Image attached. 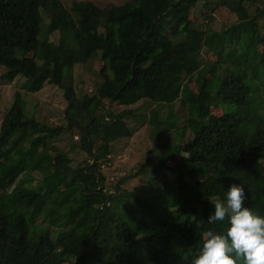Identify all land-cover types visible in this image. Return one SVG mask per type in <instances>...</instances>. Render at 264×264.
<instances>
[{"label":"trees","instance_id":"trees-1","mask_svg":"<svg viewBox=\"0 0 264 264\" xmlns=\"http://www.w3.org/2000/svg\"><path fill=\"white\" fill-rule=\"evenodd\" d=\"M199 1L127 0L101 8L85 0L67 8L59 0H0L2 77L24 76L28 92L61 87L67 127L83 130L71 150L87 159L56 165L51 140L62 127L28 115L15 92L0 125V264H190L207 231L226 228L227 219L208 222L209 200L223 199L233 183L264 215V3L202 0L206 10L227 1L236 14V23L213 31L210 16L202 30L190 18ZM57 31V42L49 41ZM208 38L214 58L201 64ZM98 52L97 89L78 97L73 68ZM195 74L197 91L189 88ZM179 97L192 138L178 134L172 143V114L157 119L152 111L160 151L108 182L102 156L130 132L124 113L107 111L104 119L102 101L163 105ZM135 179L139 189L126 187Z\"/></svg>","mask_w":264,"mask_h":264},{"label":"rangeland","instance_id":"rangeland-1","mask_svg":"<svg viewBox=\"0 0 264 264\" xmlns=\"http://www.w3.org/2000/svg\"><path fill=\"white\" fill-rule=\"evenodd\" d=\"M65 7L69 8L74 1L85 0H59ZM98 7L105 8L112 5H120L127 0H88ZM199 7L191 9L190 18L195 25H198V29L205 28L206 17L210 16L209 26L213 31H219L220 29H226L233 23H236L237 17L232 12L230 5L231 1L228 0L230 5L225 2L218 3L212 10H206L202 5V0ZM199 1V2H200ZM264 0H257L256 6H261ZM45 22H49L50 18L47 15L45 9H40ZM101 30V29H100ZM58 31L52 35H48V40L57 42ZM212 38H208L205 41V48H202L199 54V61L201 64H205V61L214 58L212 53L207 49L210 47ZM27 56L32 57L33 53L30 52ZM37 63H41L38 60ZM102 66L100 58V52L95 56H89L88 60L84 63L76 64L73 68L72 74V87L75 94L78 97H82L85 94L95 93L100 79L96 73ZM6 71L5 67L0 66V125L6 114L10 109L15 92H18L25 99V111L28 115L33 116L41 124L47 127L61 126L59 133L55 138L51 140V143L55 146V150L52 151L54 162L59 165L61 162H68L69 165H81L86 159V154L81 150H71L72 146L76 147L79 137L83 134V130L78 126L72 128L67 127L66 107L68 100L65 97L64 91L61 87L54 84H45L40 90L36 92H28L23 83L25 82L24 76H17L13 80L9 81L2 77V74ZM197 75H194L193 83L189 84V88L193 91H197L196 80ZM103 110L100 111L103 114L104 119L108 118L107 111L114 114L124 113L123 116H119L125 123L130 132V136L118 138L109 144L110 153L108 156H102V172L106 175L108 182L115 181L123 174H127L131 169L137 168L146 159L147 155L151 153H158L160 148H154L156 146L154 140V128L150 121L151 113L157 112V119H165L166 115L170 112L173 116L174 123L169 133L170 141L173 143L176 140L178 134L181 136V141L185 137H191L193 132L190 128H185L187 124V104L179 97L176 100L160 105L157 102L141 99L138 102L131 105H119L117 103H110L108 100H103ZM220 110V109H219ZM211 112L213 114H220L216 108L212 107ZM160 113V115H158ZM159 116V117H158ZM109 123V122H107ZM116 131V130H114ZM89 159V158H88ZM90 160V159H89ZM2 160H0L1 162ZM264 165V160H262ZM171 175V173H169ZM29 183V182H27ZM26 183V184H27ZM34 183V182H32ZM30 184V183H29ZM126 187H133L139 189L140 184L138 180H131L127 183ZM66 264V263H61Z\"/></svg>","mask_w":264,"mask_h":264},{"label":"clouds","instance_id":"clouds-1","mask_svg":"<svg viewBox=\"0 0 264 264\" xmlns=\"http://www.w3.org/2000/svg\"><path fill=\"white\" fill-rule=\"evenodd\" d=\"M246 200L240 183L230 184L223 199L209 200L213 208L208 222L227 219V226L207 231L190 264H264V215L251 209Z\"/></svg>","mask_w":264,"mask_h":264}]
</instances>
